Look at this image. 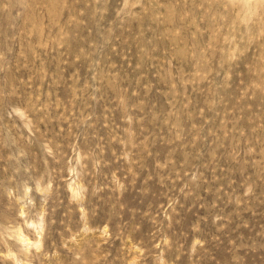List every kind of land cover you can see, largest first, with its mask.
Wrapping results in <instances>:
<instances>
[{
  "label": "rangeland",
  "instance_id": "rangeland-1",
  "mask_svg": "<svg viewBox=\"0 0 264 264\" xmlns=\"http://www.w3.org/2000/svg\"><path fill=\"white\" fill-rule=\"evenodd\" d=\"M0 264H264V0H0Z\"/></svg>",
  "mask_w": 264,
  "mask_h": 264
}]
</instances>
